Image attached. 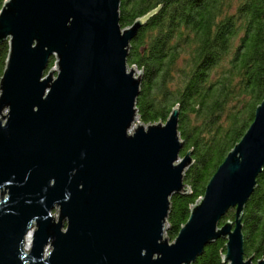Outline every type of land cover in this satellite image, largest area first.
<instances>
[{
    "label": "water",
    "instance_id": "water-1",
    "mask_svg": "<svg viewBox=\"0 0 264 264\" xmlns=\"http://www.w3.org/2000/svg\"><path fill=\"white\" fill-rule=\"evenodd\" d=\"M120 4L2 6L0 264H193L220 238L224 264H254L245 259L243 218L264 172V100L170 244V201L191 192L192 151L181 159L178 106L165 124H135L142 73L135 77L127 58L158 9L122 28ZM230 210L235 219L221 224Z\"/></svg>",
    "mask_w": 264,
    "mask_h": 264
},
{
    "label": "trees",
    "instance_id": "trees-1",
    "mask_svg": "<svg viewBox=\"0 0 264 264\" xmlns=\"http://www.w3.org/2000/svg\"><path fill=\"white\" fill-rule=\"evenodd\" d=\"M6 0H0V11ZM158 9L131 41L128 66L142 73L137 118L162 122L178 106V130L193 163L184 175L190 194H174L166 237L173 241L191 207L227 154L242 139L264 100V0H121L120 25ZM9 44L0 45V80ZM55 65L50 59L49 68ZM235 219L230 210L221 224ZM245 259L264 260V172L244 210ZM227 240L205 247L193 264H224Z\"/></svg>",
    "mask_w": 264,
    "mask_h": 264
},
{
    "label": "rangeland",
    "instance_id": "rangeland-1",
    "mask_svg": "<svg viewBox=\"0 0 264 264\" xmlns=\"http://www.w3.org/2000/svg\"><path fill=\"white\" fill-rule=\"evenodd\" d=\"M6 63V62H5ZM132 68V67H131ZM52 70V68H50L49 70H47L46 71V75L48 76V74L50 73V71ZM131 70V69H130ZM136 70V75H135V77H138V74H140V70H138L137 68L135 69ZM46 75H45V77H46ZM45 77L43 78V79H45ZM55 77H57V75H55ZM8 111L7 110H5L4 111V114H6ZM171 115V114H170ZM170 115H169V117H170ZM168 117V118H169ZM136 125L138 124V120L136 121V123H135ZM131 132H133V130L131 131ZM184 156H181V159L183 158ZM180 160H178V162H179ZM52 214H54V216L56 217V219H58V215H59V213H58V208H56L54 211H53V213ZM65 230V229H64ZM176 239V238H175ZM175 239L173 240V241H170V244H172V243H174L175 242ZM50 248V247H49ZM47 254V253H46ZM46 254H44V257H46L47 255Z\"/></svg>",
    "mask_w": 264,
    "mask_h": 264
},
{
    "label": "bare ground",
    "instance_id": "bare-ground-1",
    "mask_svg": "<svg viewBox=\"0 0 264 264\" xmlns=\"http://www.w3.org/2000/svg\"><path fill=\"white\" fill-rule=\"evenodd\" d=\"M32 235H33L32 232H30L26 236L24 247H26L27 249L29 247H32ZM49 250H50V248L49 247H46L44 254H46Z\"/></svg>",
    "mask_w": 264,
    "mask_h": 264
}]
</instances>
